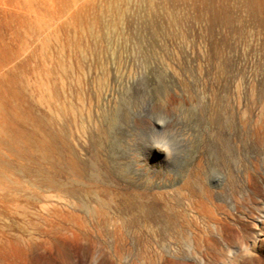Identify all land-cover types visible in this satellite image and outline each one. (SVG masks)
Instances as JSON below:
<instances>
[{
	"label": "rangeland",
	"instance_id": "rangeland-1",
	"mask_svg": "<svg viewBox=\"0 0 264 264\" xmlns=\"http://www.w3.org/2000/svg\"><path fill=\"white\" fill-rule=\"evenodd\" d=\"M133 193L264 264V0H0V264H98L61 216Z\"/></svg>",
	"mask_w": 264,
	"mask_h": 264
},
{
	"label": "bare ground",
	"instance_id": "bare-ground-1",
	"mask_svg": "<svg viewBox=\"0 0 264 264\" xmlns=\"http://www.w3.org/2000/svg\"><path fill=\"white\" fill-rule=\"evenodd\" d=\"M67 164L72 165V162L68 160ZM90 167L94 175L98 173L93 165ZM66 191L77 193L72 189ZM144 198L145 195L137 193L120 196V204H116L121 212L128 214L126 216H107L102 198H97L101 200L97 201L100 207L93 209L89 216L64 214L61 216L63 234L75 233L78 242L73 248L64 244L57 252L67 260L73 256L74 249L79 250L84 259L97 253L98 264H124L128 258V264H191L199 260L211 263L222 256L224 237L217 224L219 219L213 221V217L208 216L206 221H211L213 226H199L194 218L166 213ZM26 248L34 249L31 244Z\"/></svg>",
	"mask_w": 264,
	"mask_h": 264
},
{
	"label": "clouds",
	"instance_id": "clouds-1",
	"mask_svg": "<svg viewBox=\"0 0 264 264\" xmlns=\"http://www.w3.org/2000/svg\"><path fill=\"white\" fill-rule=\"evenodd\" d=\"M154 147L160 149L161 151L165 152L166 154H168V144L167 143H163L160 145H154Z\"/></svg>",
	"mask_w": 264,
	"mask_h": 264
}]
</instances>
